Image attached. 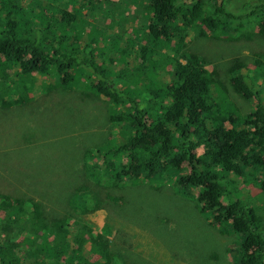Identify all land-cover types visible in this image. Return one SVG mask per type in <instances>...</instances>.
I'll list each match as a JSON object with an SVG mask.
<instances>
[{"label":"trees","instance_id":"obj_1","mask_svg":"<svg viewBox=\"0 0 264 264\" xmlns=\"http://www.w3.org/2000/svg\"><path fill=\"white\" fill-rule=\"evenodd\" d=\"M57 1L0 0V108L25 109L36 88L44 97L60 90L71 99L67 92H76L81 95H74L77 103L103 108V125L95 131V141L74 149L69 173L71 152H64L63 168H56L81 185L75 193H67V203L75 213L106 210L99 191L89 188L92 182L113 196L116 213L129 215L134 186L159 189L169 182L173 194L190 197L207 213L212 219L208 224L221 238H228L223 245L233 241L228 248L230 264H264V53L260 49L239 54L246 43L264 41V0H246L240 8L232 5L235 0H220L218 6L215 0H80L87 13L101 19L116 13L120 20L113 18L107 26H121L139 13L144 22L136 43L133 36L127 37L135 53L129 73L117 65L112 72L106 70L104 64H97L105 50L95 53L99 34L108 44L124 34L106 40L93 28L88 40L82 34L67 44L72 37L65 32L72 34L83 10L58 9L59 4H53ZM77 1L65 0V4ZM138 2L146 15L140 8L135 15H124L127 5ZM46 4L49 12L42 8ZM235 9L245 17L247 27L233 25ZM175 20L181 23L171 26ZM222 46L234 56L224 58ZM187 47L194 52L185 51ZM123 52L116 61L124 60ZM113 60L108 58V64ZM219 73L224 88L210 75ZM80 76L93 82L81 84ZM214 85L221 93L214 94ZM230 93L242 100V110L235 107ZM50 102L59 100L48 97ZM24 140L36 139L31 134ZM250 184L258 190L256 195L247 188ZM111 187L128 188L130 196L110 193ZM38 206L32 199L0 192V264H139L127 261L120 246L123 240H108L113 231L110 223L95 232L79 215L72 224L65 217L49 222ZM21 232L25 236L19 253L11 235ZM219 257L211 255L215 260Z\"/></svg>","mask_w":264,"mask_h":264},{"label":"rangeland","instance_id":"obj_2","mask_svg":"<svg viewBox=\"0 0 264 264\" xmlns=\"http://www.w3.org/2000/svg\"><path fill=\"white\" fill-rule=\"evenodd\" d=\"M244 1L246 0H235L232 5L237 8ZM19 2L24 4L27 0H19ZM80 3H82L80 0L74 5L65 4V0H58L53 3L59 4L58 9L62 7L70 12L73 9L83 10L82 16L79 14L76 22L72 25L74 28L72 34L66 32L65 34L70 37L79 31L80 35L86 36L87 40L90 35L89 32L93 31V28L96 32L100 31L106 40L116 33L124 34L112 44L102 43V35L99 34L95 53H99L102 49L105 50L97 64H104L106 70L112 72L111 70L117 65L129 73L130 66L135 63V53L130 49L136 43L135 36L140 33L138 28L143 26L144 22L138 19L139 13H136L135 16L137 22L135 19L127 18V21L121 26L116 23L107 26L106 24L113 18L115 21L116 19L120 20L116 13L112 12L111 17L101 19L99 16L87 13ZM213 3L218 6L220 0H215ZM143 7L141 2H138L134 7L127 5L124 8V15L126 13L135 15L136 8L142 9V13L146 15V10ZM42 8L46 12L50 10L47 4ZM93 12L95 13V11ZM209 15H212L211 11ZM236 16L240 22L244 19V16L239 14ZM215 17L217 19L218 15ZM173 22L177 25L180 24L178 20L171 21V23ZM170 25L174 26L173 24ZM131 36L134 37V43L131 38L127 39ZM201 39L210 43L209 39ZM80 40V44L84 45L81 38ZM189 40V37H186L188 47H192ZM67 44H71V41ZM256 44L246 43L239 54L246 55L260 49L264 53V41H257ZM188 47L185 51L194 52ZM123 49L124 60L116 61L115 58L121 56L119 51L122 52ZM221 49L224 58L234 56L233 53L230 54L231 52L225 50L224 46ZM108 58L114 59L113 64H108ZM213 77L220 82L223 79L220 73L213 75ZM88 79L80 76L77 82L84 84ZM37 80L40 83V78ZM90 80L93 82V78ZM121 86L126 87L122 84ZM129 88L135 89L134 85H129ZM39 90L40 88H36L35 92L38 94L29 97L24 103L25 109H21L22 106L11 110L0 108V192L17 199H32L38 204L40 203L41 206H38V211L49 222L65 217L72 224L74 216L79 215L81 222L95 232H101L100 229L105 226L104 223H110L113 231L107 238L113 241L114 237H118L124 241L123 244L118 245L124 246L126 259L129 262L139 264L231 263L228 248L233 241L228 245H223V240H228V238L225 236L221 238L218 230L208 224L212 219L207 216V213L200 211L197 203L190 197L173 194L174 191L169 187V182H164L159 189L142 185L143 190H140L141 185L134 186L135 190L131 196L128 188L111 187V190H108L110 193L115 191L122 196H130L134 200L129 215L118 214V210L116 213L113 208V196L110 197L109 194L104 193L105 190L97 188L92 182H88L89 188L93 191H99V198L105 201L106 210L99 209L88 214H81L77 210L75 213V207L71 205L73 209L67 203V193H75L81 185L78 180L68 178V173L73 168L71 155L73 151L75 152L74 149L86 147L95 141V131L98 130L99 125H103L104 110L102 107L89 102L77 103L73 98L81 95L74 92V96L67 92L71 96L69 99L66 95L64 96L66 93L60 90L54 91L48 96L52 100L58 98L59 102L57 104L47 103L48 97L42 96V90L38 92ZM213 92L214 94L221 93L216 86L213 87ZM57 94L63 96H57ZM228 97L233 99L236 108L242 110L240 98L235 97L233 93H230ZM32 98L35 99V102L31 101ZM137 98L140 100L141 96L139 95ZM31 134L36 140L34 142L25 141L24 137H29ZM111 135L113 134H110L109 137ZM52 143H55L54 147L51 146ZM46 144V148H43ZM64 152H71L68 157L67 177L56 171V168H63ZM86 162L89 163V161ZM238 180L239 186L242 187L244 185L241 182L242 178H238ZM247 188L251 190V195L258 193L254 184H250ZM192 192L196 193L197 191ZM89 198L91 197L89 196ZM24 236V232L11 235V244L19 250V253L22 251L20 244ZM115 241L118 242L117 239ZM211 255L220 256V259H212Z\"/></svg>","mask_w":264,"mask_h":264},{"label":"clouds","instance_id":"obj_3","mask_svg":"<svg viewBox=\"0 0 264 264\" xmlns=\"http://www.w3.org/2000/svg\"><path fill=\"white\" fill-rule=\"evenodd\" d=\"M239 6H241V4L239 5ZM237 8H240V7H237ZM73 11H74V9H73ZM234 16L235 17H237L236 16V14H239V15H241V16H243L240 12H239V10L238 9H235L234 10ZM237 19V21H235V22H233V25H236V26H238L239 24L241 25V26H246L247 24H246V19H245V17H244V19L240 22L239 21V18H236ZM75 23V22H74ZM181 23V22H180ZM169 24H172L171 22L169 23ZM248 27H250V26H248ZM250 29V28H249ZM234 34V33H233ZM77 39V38H76ZM70 41H75L73 38H70ZM258 41H260V40H258ZM211 75V78H212V76H213V74H210ZM216 75V74H215ZM213 80H217V79H215V77H213L212 78ZM219 84L221 85V87L222 88H224L225 87V85H224V83H223V80L220 82L219 81ZM214 86H217V85H214Z\"/></svg>","mask_w":264,"mask_h":264},{"label":"bare ground","instance_id":"obj_4","mask_svg":"<svg viewBox=\"0 0 264 264\" xmlns=\"http://www.w3.org/2000/svg\"><path fill=\"white\" fill-rule=\"evenodd\" d=\"M77 35L80 36V32H79V31L76 32V33H75L74 35H72L71 37H72V38H75V36H77ZM46 82H47V81H46ZM37 94H38V93H37ZM47 94H50V92L47 91Z\"/></svg>","mask_w":264,"mask_h":264}]
</instances>
